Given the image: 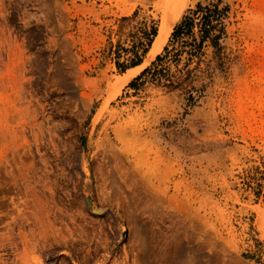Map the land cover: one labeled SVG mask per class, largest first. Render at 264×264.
I'll return each mask as SVG.
<instances>
[{
	"label": "rangeland",
	"instance_id": "obj_1",
	"mask_svg": "<svg viewBox=\"0 0 264 264\" xmlns=\"http://www.w3.org/2000/svg\"><path fill=\"white\" fill-rule=\"evenodd\" d=\"M0 264H264V0H0Z\"/></svg>",
	"mask_w": 264,
	"mask_h": 264
},
{
	"label": "bare ground",
	"instance_id": "obj_2",
	"mask_svg": "<svg viewBox=\"0 0 264 264\" xmlns=\"http://www.w3.org/2000/svg\"><path fill=\"white\" fill-rule=\"evenodd\" d=\"M181 16V15H180ZM167 17V16H166ZM164 17V19H162V23H161V26H160V29H159V32L148 52V56H147V59L146 61L136 67L135 69H132L130 71H128L124 78L122 79V81L124 83H127L129 82L137 73H139V71L144 67V65L152 58H154L161 50L162 48L164 47V45L166 44V41L168 40V37L175 25V23L177 22V20L179 19V16L175 19H170L169 17L166 18ZM95 212H102V209L100 208H95ZM175 254V253H174ZM193 257V256H192ZM193 260V259H192Z\"/></svg>",
	"mask_w": 264,
	"mask_h": 264
}]
</instances>
